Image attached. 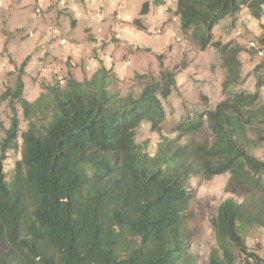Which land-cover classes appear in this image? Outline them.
Wrapping results in <instances>:
<instances>
[{
    "label": "trees",
    "instance_id": "1",
    "mask_svg": "<svg viewBox=\"0 0 264 264\" xmlns=\"http://www.w3.org/2000/svg\"><path fill=\"white\" fill-rule=\"evenodd\" d=\"M263 3L175 1L182 33L199 50L213 47L225 69L223 98L201 109L185 105L177 120L163 106L174 83L169 71L121 96L117 78L100 66L80 81L61 76L28 100L22 63L14 86L0 93L11 113L0 139V264H263L243 233L264 227V158L252 151L264 140V113L244 117L264 85L255 76L249 88L248 74L264 58L242 74L244 48L212 33L243 7L258 17ZM142 122L160 136L155 151L136 138ZM164 123L175 137L161 136ZM204 124L209 132L200 137ZM18 138L21 159L7 180L5 160ZM225 172L235 197L222 199L210 218L213 244L203 262L186 228L189 182Z\"/></svg>",
    "mask_w": 264,
    "mask_h": 264
},
{
    "label": "rangeland",
    "instance_id": "2",
    "mask_svg": "<svg viewBox=\"0 0 264 264\" xmlns=\"http://www.w3.org/2000/svg\"><path fill=\"white\" fill-rule=\"evenodd\" d=\"M7 1L12 3V8H15V4L24 11L27 8L18 7L19 0ZM175 1L164 0L155 4L153 0H50L46 6L41 2H33L29 9L33 23L53 17L55 23L61 25L58 28L60 32L63 30L65 38L62 41L66 42L68 51L64 53L57 50L55 57L50 51L49 58L54 63L56 72L60 71L61 75L80 81L89 78L97 68L103 66L109 75L117 78L114 83L119 94L127 96L135 95L152 78L159 79L161 70L169 71L174 83L163 106L168 119L177 120L185 105L201 109L204 104L211 106L219 98H223L221 84L225 69L219 53L213 47L207 46L204 50H199L182 33L179 16L175 12ZM14 21L16 18L12 16L10 22ZM27 24L24 29H17L11 35L15 38L22 37L24 32H28L30 23ZM33 31L31 29V34ZM102 31L104 35L99 36L100 39L95 37ZM212 33L213 39L220 43L232 41L244 48L239 54L240 68L242 74L251 73L254 66L264 58V3L258 17L251 15L248 6L243 7L233 17H225L219 21ZM98 41L99 45H96ZM251 42L257 48L250 45ZM57 43L60 45V41ZM69 60L74 64L70 62V65ZM25 66L26 60L23 68ZM20 67L21 65L18 70ZM248 76L249 88L253 87L255 76H262L264 80V63L253 75ZM59 81L61 86L65 85L64 79ZM43 86L45 85H40V90ZM28 90L31 91L32 88L29 89L28 86ZM260 93L255 104L245 110L244 117L264 113V85L260 88ZM27 97L32 99L34 94L27 93ZM16 114L22 131L25 129V122L21 110L17 109ZM10 115L7 102H0V134L8 127ZM161 127L162 137H175L176 133L170 132L166 123ZM207 132L209 128L204 124L200 137ZM135 133L137 140L145 141L150 151L156 150L160 136L151 131L147 123L142 122ZM257 141L252 151L257 157L264 158V140L259 138ZM20 159L21 139L18 138V150L10 152L5 160L7 180L11 178L15 162ZM228 178L229 173L225 172L202 182H189L191 197L186 203V228L198 237L196 250L203 262L213 244L210 218L215 215L222 199L235 197L232 192L225 190ZM28 208H31L29 202ZM243 234L248 246L258 251L264 264V227H253Z\"/></svg>",
    "mask_w": 264,
    "mask_h": 264
},
{
    "label": "crops",
    "instance_id": "3",
    "mask_svg": "<svg viewBox=\"0 0 264 264\" xmlns=\"http://www.w3.org/2000/svg\"><path fill=\"white\" fill-rule=\"evenodd\" d=\"M33 2H41L46 6L50 0H19L17 6H26L25 11L22 8H17L15 2V8H12L11 2L0 0V93L5 87L14 86L19 71L18 67L26 60V66L23 68L21 76L24 84V95L27 97V93L34 94L32 99L27 97L28 100H33L40 94V85L52 84L59 78L56 75L64 76L60 74V71L56 72L54 63L49 59L51 57L50 51L54 57L57 50L64 53L68 51L66 42L62 41L65 38L62 35L63 30L60 32L58 28L61 25L55 23L53 17L44 18V22H32L29 5ZM12 16L16 18V21L10 22ZM28 22L30 23L28 32H24L22 37L15 38L11 35L17 29H24ZM31 29L34 30L32 34ZM103 35L104 31L95 37L98 38ZM57 41H60V45ZM99 42L98 44L96 42V45H99ZM70 62L71 60L68 61L71 65L73 61ZM28 86L29 89L32 88L31 91L28 90ZM2 136L3 134H0V139Z\"/></svg>",
    "mask_w": 264,
    "mask_h": 264
},
{
    "label": "built area",
    "instance_id": "4",
    "mask_svg": "<svg viewBox=\"0 0 264 264\" xmlns=\"http://www.w3.org/2000/svg\"><path fill=\"white\" fill-rule=\"evenodd\" d=\"M250 45H252L253 47L257 48L253 42H251ZM259 52H261V50H259Z\"/></svg>",
    "mask_w": 264,
    "mask_h": 264
},
{
    "label": "clouds",
    "instance_id": "5",
    "mask_svg": "<svg viewBox=\"0 0 264 264\" xmlns=\"http://www.w3.org/2000/svg\"><path fill=\"white\" fill-rule=\"evenodd\" d=\"M42 91V90H41Z\"/></svg>",
    "mask_w": 264,
    "mask_h": 264
}]
</instances>
